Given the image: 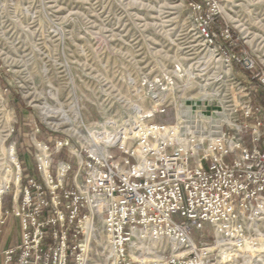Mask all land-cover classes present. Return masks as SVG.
<instances>
[{
  "label": "built area",
  "instance_id": "built-area-1",
  "mask_svg": "<svg viewBox=\"0 0 264 264\" xmlns=\"http://www.w3.org/2000/svg\"><path fill=\"white\" fill-rule=\"evenodd\" d=\"M206 19L197 29L209 50L189 52L193 60H178L171 70L128 78L142 101H129L123 115L104 109L87 123L56 112L54 122L67 120L65 139L51 128L44 139L39 129L31 133L36 169L51 189L28 175L22 201L5 211L10 186L0 189V227L11 216L21 230L2 264H87L83 224L94 215L114 247L110 264H263L257 248L264 240V70L246 52L216 47ZM221 33L232 39L227 29ZM185 85L203 90L197 110L170 99L168 91ZM170 106L175 122L153 120ZM54 153L65 155L56 172ZM206 230L213 242L204 240ZM134 232L167 240L170 253L133 257Z\"/></svg>",
  "mask_w": 264,
  "mask_h": 264
},
{
  "label": "rangeland",
  "instance_id": "rangeland-1",
  "mask_svg": "<svg viewBox=\"0 0 264 264\" xmlns=\"http://www.w3.org/2000/svg\"><path fill=\"white\" fill-rule=\"evenodd\" d=\"M206 18L216 47L246 52L264 70V0H0V189L10 186L6 196L11 195L5 210L22 201L28 175L51 189L46 179H39L29 137L37 129L40 139L54 134L52 128L59 130L54 135L60 139L69 132L67 120L54 122V113L45 118L44 107L69 114L73 121L81 115L87 123L98 120L104 109L123 115L129 101H142L132 94L128 78L145 70H171L178 60L192 61L189 52L209 50L197 29ZM225 29L231 33L229 41L221 36ZM202 91L185 85L168 93L174 103L197 110ZM173 106L153 120L175 122L179 106ZM14 144L17 162L11 157ZM53 156L56 172L65 155ZM21 157L27 175L18 170ZM19 175L23 179L16 197ZM12 218L6 229L0 227V264L4 251L21 238ZM93 228L84 258L87 264H110L112 243L100 215L93 216ZM204 240L214 241L210 230ZM133 243L131 255L133 251L141 261L170 253L165 239L135 238Z\"/></svg>",
  "mask_w": 264,
  "mask_h": 264
},
{
  "label": "bare ground",
  "instance_id": "bare-ground-1",
  "mask_svg": "<svg viewBox=\"0 0 264 264\" xmlns=\"http://www.w3.org/2000/svg\"><path fill=\"white\" fill-rule=\"evenodd\" d=\"M78 108V107H77ZM44 109V112H45V114H44V116H45V118H50V115H52L53 113H56V112H50V110L49 109H47V108H43ZM63 115H67L66 113H64ZM47 124H49L50 125V123H48L47 122ZM52 129H54V128H52ZM57 130V129H56ZM14 147V146H13ZM14 151H15V148H12V153H11V157H12V160L13 161H15V162H17V157L15 156V154H14ZM46 178H47V180L50 182V178H49V173L48 172H46ZM19 184H20V175L18 176V178L16 179V185L18 186V190H17V193H16V197H17V194H18V192H19V190H20V186H19ZM2 187V190L3 191H5V187L2 185L1 186ZM8 187V186H7ZM7 190V189H6ZM85 225V226H84ZM83 228L85 229V231H86V233L85 234H87V237L85 238V240H86V242H87V240H88V238L90 237V235L92 234V232L94 231V229L95 228H93V217H89V219H87L85 222H84V224H83ZM145 236L144 235H140L138 232H134V238L132 239V243H133V240L136 238V239H139V238H144ZM85 240H84V243H85ZM83 243V244H84ZM131 243V245H136L135 243H133L132 244ZM84 246H85V250H86V246H87V249H88V243H87V245L86 244H84ZM111 250H110V255L108 256V258H110L111 256H113V254H114V247H113V245H112V247L110 248ZM257 252H264V242H262L261 243V245L257 248ZM85 253V252H84ZM86 254V253H85ZM132 255H133V257H135L134 256V252L132 251ZM136 258V257H135ZM86 259V258H85ZM261 263H263L264 264V256H262L261 257Z\"/></svg>",
  "mask_w": 264,
  "mask_h": 264
},
{
  "label": "trees",
  "instance_id": "trees-1",
  "mask_svg": "<svg viewBox=\"0 0 264 264\" xmlns=\"http://www.w3.org/2000/svg\"><path fill=\"white\" fill-rule=\"evenodd\" d=\"M18 110V109H17ZM18 112V111H17ZM27 130H31V129H27ZM26 130V134L28 133V131ZM20 164H21V168H23V167H25V161H24V158H22L21 157V160H20ZM25 168H23V171H24V173L27 175L28 174V170H24ZM40 180H41V178H39ZM24 181L26 182V177L24 178ZM64 185H65V189H67V188H71L72 187V185H71V176L69 177V179H67L65 182H64ZM46 197H47V200H49L50 199V194L48 193V191H47V193H46ZM11 199V195H8V196H5L4 198H3V209L5 210V209H7V207H8V203H9V200ZM61 200H63V202L65 201L62 197H61ZM67 218H68V214H67ZM12 220H14L15 221V223H18V221H16V219L15 218H12ZM9 220L8 221H6V224L2 227V230H4V229H6L7 228V226H8V224H9ZM20 232V231H19ZM17 243V242H16ZM19 243V242H18ZM17 243V244H18ZM16 244V245H17ZM70 264H73V260L70 262Z\"/></svg>",
  "mask_w": 264,
  "mask_h": 264
}]
</instances>
